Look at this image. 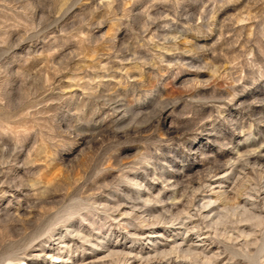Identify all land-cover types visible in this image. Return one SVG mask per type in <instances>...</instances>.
<instances>
[{"label": "rangeland", "instance_id": "obj_1", "mask_svg": "<svg viewBox=\"0 0 264 264\" xmlns=\"http://www.w3.org/2000/svg\"><path fill=\"white\" fill-rule=\"evenodd\" d=\"M263 151L264 0H0V264H264Z\"/></svg>", "mask_w": 264, "mask_h": 264}, {"label": "bare ground", "instance_id": "obj_2", "mask_svg": "<svg viewBox=\"0 0 264 264\" xmlns=\"http://www.w3.org/2000/svg\"><path fill=\"white\" fill-rule=\"evenodd\" d=\"M263 152H264V151H263ZM256 160H261V161L264 160V153L261 154V155L258 154V156L256 157ZM256 163H257V162H256ZM221 193H222V192H221ZM222 196H223V195H222ZM223 197H224V196H223ZM208 203H209V202H208ZM113 252H114V251H113ZM163 253H164V252H163ZM166 253H167V252H166ZM168 253H169V252H168ZM124 258H125V256H124ZM121 260H122V259H121ZM123 260H124V259H123ZM150 260H151V259H150ZM125 261H126V260H125ZM125 261H124V262H125ZM152 261H153V260H152ZM152 261H150V262H152ZM157 261H158V260H157ZM154 262H156V261H154ZM154 262H153V263H154ZM125 263H126V262H125ZM123 264H124V263H123Z\"/></svg>", "mask_w": 264, "mask_h": 264}]
</instances>
